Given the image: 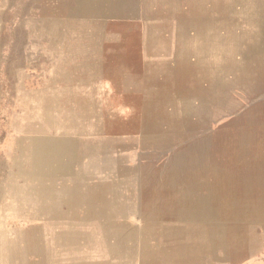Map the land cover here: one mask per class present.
<instances>
[{
	"label": "rangeland",
	"instance_id": "obj_1",
	"mask_svg": "<svg viewBox=\"0 0 264 264\" xmlns=\"http://www.w3.org/2000/svg\"><path fill=\"white\" fill-rule=\"evenodd\" d=\"M43 132L134 176L123 228L57 230L75 264L264 260V0H0V184Z\"/></svg>",
	"mask_w": 264,
	"mask_h": 264
},
{
	"label": "crops",
	"instance_id": "obj_2",
	"mask_svg": "<svg viewBox=\"0 0 264 264\" xmlns=\"http://www.w3.org/2000/svg\"><path fill=\"white\" fill-rule=\"evenodd\" d=\"M107 83L103 67L87 90ZM22 137L7 155L6 180L0 184V264H75L79 250L70 252L71 243L57 230L123 228L117 223L127 221L118 217L126 210L125 184L134 176H85L71 154L76 142L54 140L46 132ZM120 198L122 205L115 202ZM121 261L125 256L118 257Z\"/></svg>",
	"mask_w": 264,
	"mask_h": 264
},
{
	"label": "bare ground",
	"instance_id": "obj_3",
	"mask_svg": "<svg viewBox=\"0 0 264 264\" xmlns=\"http://www.w3.org/2000/svg\"><path fill=\"white\" fill-rule=\"evenodd\" d=\"M254 177V176H253ZM7 246V245H6ZM9 249V248H8ZM12 256V255H11Z\"/></svg>",
	"mask_w": 264,
	"mask_h": 264
}]
</instances>
